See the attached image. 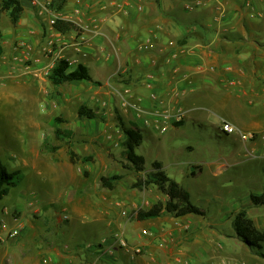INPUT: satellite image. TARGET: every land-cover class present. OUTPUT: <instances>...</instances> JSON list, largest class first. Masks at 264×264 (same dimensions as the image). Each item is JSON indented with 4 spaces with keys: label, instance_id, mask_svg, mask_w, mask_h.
I'll list each match as a JSON object with an SVG mask.
<instances>
[{
    "label": "crops",
    "instance_id": "0c3cea01",
    "mask_svg": "<svg viewBox=\"0 0 264 264\" xmlns=\"http://www.w3.org/2000/svg\"><path fill=\"white\" fill-rule=\"evenodd\" d=\"M72 2L69 0L70 7ZM160 2L84 0L85 13L81 19L86 31L81 32L85 42L79 59L80 64L87 68H95L99 85L95 89L92 82L70 83L72 88L80 90L82 99L86 98L82 105L91 107L97 116L105 120L113 117L112 106L115 104L120 109L124 128L129 129L131 124H136L140 132H145L147 136L152 132L164 135L159 132L157 123L160 114L169 107L185 112L183 125L201 121L205 115L210 116L215 118L217 125H214L218 131L227 137L233 134L222 132L224 122L244 133L257 134L248 144L251 151H247L253 159H262L264 0H192V4L185 6L187 11L196 7L202 9L200 14H194L189 20L178 18L170 9L164 11ZM21 5L23 9L16 28L11 27L10 32L3 33L1 45L4 52L1 54L10 67L15 66V59L21 56L15 51V45L23 41L35 50L34 58L42 61V64L34 66L40 68L44 60L37 50L55 32L46 25L45 18L38 15L31 0L21 2ZM70 7L66 8L67 13L76 18ZM209 15L214 16V23H206ZM211 22L214 32L210 30L213 28ZM61 32L60 39L65 43L73 42L80 36L76 28ZM28 71L44 80L33 71ZM83 93L86 95L83 96ZM122 96L137 103L140 110L125 108ZM101 104H107L109 108L100 116L101 111H96L94 107ZM174 127L178 126L170 124L168 131ZM77 128L62 131H71L74 135ZM101 128L103 134L100 139L105 142V132H115V125ZM92 132L85 131L87 134ZM240 140L246 147L247 143ZM78 162L72 163L69 155L61 162L52 159L32 164L47 179L66 177L75 185L77 190L68 192L63 200L65 211L92 216L91 224L99 228V233L94 236L100 240L90 248L76 247L75 251L48 243L46 256H22L26 264H42L45 258H50L53 264H234V261L264 264V256L255 254L236 236L229 216L223 215L218 225L207 222L206 213L204 216L178 217L163 212L158 218L142 220L138 214L148 211L154 204L142 208L138 206L137 199H132L129 208L122 210L121 204L115 202L117 197L112 195L113 190L108 193L96 191L87 179L82 178ZM155 162L160 161L155 160L151 169H147L146 165L145 173L154 171ZM160 163L165 172V165ZM236 164L231 158L221 157L209 166L215 167L213 175L218 177ZM87 169L97 174L103 171L100 169L101 172H98L99 167L96 168L93 163L87 164ZM59 170L62 174L58 173ZM137 173L133 171L134 175ZM97 174H94L93 180H96ZM261 184V181H254L250 188L264 192ZM130 197L137 198V192H130ZM249 205L260 208L254 207L251 199ZM124 211L128 216L122 215ZM34 214L39 218V212ZM252 221L257 229L264 232V216L261 224ZM31 229L36 230V227ZM24 231L27 232L26 227ZM116 233H121L130 246L141 247L144 252L133 256L121 249L114 239ZM249 253L253 256H248Z\"/></svg>",
    "mask_w": 264,
    "mask_h": 264
},
{
    "label": "rangeland",
    "instance_id": "374dc122",
    "mask_svg": "<svg viewBox=\"0 0 264 264\" xmlns=\"http://www.w3.org/2000/svg\"><path fill=\"white\" fill-rule=\"evenodd\" d=\"M77 1L84 7V0H73L71 7L69 0H53V5L56 4L57 8L62 6L60 11L66 13V8L70 7L72 13ZM160 4L164 11L170 9L178 18L188 20L194 14H200L202 9L196 7L193 11H187L185 6L192 4V0H161ZM20 9H23V5H20ZM213 18L209 15L206 23L213 22ZM16 25L12 12L2 13L1 53L4 52L1 45L4 31L10 32ZM210 30L215 31L214 24ZM13 64L15 66L10 67L0 54V159L9 172L20 171L22 179L0 201V264H26L22 256H46L48 243L75 251L78 247L85 249L100 240L94 236L99 233V228L91 224L92 216L65 211L63 200L68 192L77 190L75 185L66 177L47 179L32 164L68 159L70 143L80 158L93 156L91 162L79 161L78 164L82 178L87 179V183L94 186L96 191L110 192L102 186L103 177L122 175L111 191L122 210L129 208L132 199H137L138 206L142 208H149L158 201H167V196L157 186H136L147 173L134 175L123 154L122 124L125 123L118 106L113 104V117L105 120L99 116L95 120L80 119L78 109L86 99L79 96L80 90L72 88L70 83L54 86L49 78L41 81L25 69L26 65ZM88 70L97 83L98 72L93 66H88ZM93 86L97 89V85ZM94 108L101 111V116L109 106L101 104ZM200 120L171 128L164 135L155 131L147 136L141 132L143 142L136 153L147 159V169H151L155 160L162 162L167 176L186 189L191 202L206 213L207 222L221 224L223 215L229 216L232 222L238 213L246 211L249 218L261 224L264 207L253 208L249 201L251 194L264 193L250 188L254 181H261L264 188V155L262 159H253L247 151H251L248 149L250 141L246 142L245 147L235 134L227 137L220 133L215 127V118L205 115ZM104 125H115V132H105V142L100 139L103 134L100 127ZM74 128L78 131L71 138L58 133ZM89 130L93 132L85 133ZM221 157L231 158L237 164L215 177V167L209 166V163ZM91 163L99 167L98 172H101L100 169L103 171L97 174L87 169V164ZM58 173L62 174V171ZM94 174H97L96 180H93ZM132 191L137 192V198L130 197ZM35 212H39L40 219ZM25 227L27 232H22ZM33 227L36 230L31 229ZM14 233L18 235L12 238ZM262 248V254L258 256H264V244ZM241 263L237 261L235 264Z\"/></svg>",
    "mask_w": 264,
    "mask_h": 264
},
{
    "label": "trees",
    "instance_id": "16d2710c",
    "mask_svg": "<svg viewBox=\"0 0 264 264\" xmlns=\"http://www.w3.org/2000/svg\"><path fill=\"white\" fill-rule=\"evenodd\" d=\"M21 0H0V16L3 12L9 11L13 14V22L17 23L21 15L22 9H20ZM53 7L57 10H62V6L57 8L56 4ZM73 24H59L56 26L58 31H69L74 29ZM1 54V48H0ZM49 80L54 86H61L66 83L73 82H92L94 85H99V82H94L89 70L86 66L79 64L77 67L71 69L66 61H61L54 69ZM78 116L80 119L87 118L89 120H95L97 114L87 105H82L78 109ZM122 124V123H121ZM132 128H124V156L129 162L134 171L143 174L146 171V160L144 156L138 155L136 149L141 146L143 142L142 134L136 124H131ZM178 127L183 123H177ZM124 127V125L122 124ZM61 135L71 138L73 132L60 131ZM69 148H72V144H69ZM69 155L72 163H77L82 160L86 163L92 160V157L80 158L73 150H69ZM154 171L147 173L146 176L140 180L137 187L147 188L151 185L157 186L159 190H162L167 196V201L156 202L148 211H142L138 214V217L142 220L155 219L161 216L163 212L173 214L176 216L196 215L204 216L205 212L195 206L191 202L190 193L184 189L176 181L170 179L167 174L162 170V164L155 162L153 164ZM22 179L20 171L9 172L0 159V201L4 199L10 192L11 187H16ZM122 179V175H114L110 178L103 177L101 179L102 186L106 189L113 190L116 184ZM252 205L254 207L264 206V194L251 195L250 197ZM233 228L235 234L241 239L255 254H262V245L264 244V232L257 229L253 221L248 217L246 211L238 213L233 221Z\"/></svg>",
    "mask_w": 264,
    "mask_h": 264
},
{
    "label": "built area",
    "instance_id": "2783aa9c",
    "mask_svg": "<svg viewBox=\"0 0 264 264\" xmlns=\"http://www.w3.org/2000/svg\"><path fill=\"white\" fill-rule=\"evenodd\" d=\"M31 3L37 8L38 15L45 18L48 27L55 32V34L49 39L47 38L37 50V53L44 60V64L40 68H35L34 66L36 63L42 64V61H40V58H34L35 50L23 41H20L15 45V51L21 55L15 59V62L20 61L21 64L26 65L27 70L33 71L37 76L43 78H49L61 61H66L71 69L77 67L80 64L79 55L83 53L85 39L80 34V36L73 42H62L60 37L63 34L56 29V26L65 23L73 24L75 26L74 28L78 29L80 32H85L86 29L81 19L85 13L83 4L80 1H77V6L75 7L74 12H72L73 16L76 18H73L70 14L64 11L54 9L53 0H31ZM121 101L125 108H130L134 111L140 110L137 103L129 101V99L124 96L121 97ZM184 118L185 112L183 110L169 107L159 116V122L157 123L159 132L165 134L168 131L170 124L181 123L184 121ZM222 132L225 134L238 135L245 142L252 141L257 136L255 133H244L226 122L222 125ZM122 215L128 216L126 211L122 212ZM145 234L147 235L148 233L146 232ZM17 235V233H14L12 234V237H16ZM114 239L121 249L133 256L141 255L144 252L141 247L130 246L127 239L121 233H116ZM90 247L92 246H89V248ZM236 262H234V264ZM42 264H53V261L50 258H45L43 259ZM185 264L189 263L187 262Z\"/></svg>",
    "mask_w": 264,
    "mask_h": 264
}]
</instances>
